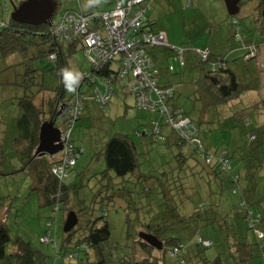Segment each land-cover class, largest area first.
<instances>
[{"label": "trees", "instance_id": "1", "mask_svg": "<svg viewBox=\"0 0 264 264\" xmlns=\"http://www.w3.org/2000/svg\"><path fill=\"white\" fill-rule=\"evenodd\" d=\"M184 1L188 3L187 0ZM151 2L153 1L151 0ZM151 2L148 3L149 7ZM78 5L79 9L64 12L83 15L103 12L96 10L94 5L88 7V9H82L80 0H78ZM7 13L8 4L6 0H0V16ZM63 13L59 15L55 22L52 21L51 27L60 21ZM145 14L146 12L143 15V25L140 28V33L156 34L161 32H154L151 29L150 24L145 20ZM232 20L238 24L235 18ZM0 22H4V26H0V57L7 58L15 54L19 55L20 64L23 65L25 71L22 82L23 89L19 91V94L13 95L10 98V103H8L7 119L0 112V177L16 174L27 176L30 180V194L36 197L40 209L49 212L46 224L52 220V216L56 217L57 224L58 211L63 214L74 211L70 205V191L73 189L65 182L66 177L59 179L51 172V168L58 163L57 155H54L57 158L46 155L33 158L39 143V129L44 122H54L59 104L70 101L75 94L80 98L81 114L73 123L70 142L74 146L78 158L75 166L70 169L68 177L75 170L77 162L84 152L83 147L78 145L73 137L75 129L79 127L76 124L77 121L82 118L84 112L88 114L92 112L95 115L97 111H105L112 96L120 92L123 99H127V96L132 97L133 107L137 111L153 116V119L148 121L151 124V130L141 125L142 129L134 131L137 139L148 137L149 144H154L153 146L162 143L163 150L168 151L175 158V162H178L177 168L179 170L186 167L193 176H197L205 184L204 191L206 188L216 187L218 182H223L225 185L224 190L226 185L229 184L233 186L232 190L235 194L240 193L237 206L227 209L224 216L228 213L227 217L232 216L236 225L239 224V221H243L244 230L237 231L241 233L240 237L233 239L232 242H227L224 245L225 251L215 255V257H208L205 253L206 249L213 247V239L205 235L201 236L198 233L199 231H197L194 244H185L177 237H159V231L167 225L183 224L187 222V219L202 215L208 220L209 216L218 217L217 212L220 211V206L217 200L223 194V191L220 192L221 195L211 200L212 196L218 192L206 189L209 197L204 202L202 200L194 208L192 216L186 217L179 213V206L181 205L182 208L188 197L183 195L180 179L176 176L174 182H178L177 188L182 196L179 201L180 205L178 206L173 198L169 196L171 191L166 186L165 188L161 187L163 191L160 205H157L155 198L149 195L153 187L149 188L148 181L155 179V176L141 173L140 170V158L145 155L141 151L142 144L140 145L139 142L134 141L127 133L121 130L117 131L105 140L102 148L97 153V157L103 161L104 169L94 172L91 176L94 179V185L89 189L91 191L89 207L74 211L78 223L67 234L62 232L58 255L66 254L65 256L69 259L68 256L71 252H67V249L71 248L76 257L69 260L78 259L79 254L82 253L84 258L82 262L86 264L89 261L96 264H250L251 259L254 257H261L262 264H264V120L261 122L258 120V127L249 132L248 141L251 143L250 146L244 152L242 150L243 154L238 151L239 156L245 154V157L250 160V163L247 164L244 159L246 167L240 172L231 165L230 158L232 156L225 147L211 150L205 145L200 136L199 121L195 118L191 119L182 107L175 105L176 87L170 83L163 84L161 82V70L151 57L150 50H168L167 48L141 45L150 58L154 69L157 70V74L152 80L155 86L158 89H172L171 99H159L157 94H152L151 100L156 105L150 109H142L137 106L134 94L127 89V84L132 79L131 74L123 76V78L117 77L119 68L115 69L114 64L120 65V58H113L106 67L100 70H96L87 60L90 65L89 71L76 70L72 67L71 60L76 50L83 51L84 47L82 38L79 36H73L69 43L62 44L58 43L50 34L51 27L47 25H21L13 22L10 17L1 19ZM262 30L264 31V29ZM184 49L183 64L180 67L186 65L185 56L188 51L199 58L200 64L198 66L200 70L198 80L195 83L196 88L199 94L203 95L212 105H227L239 99L244 91L249 90V88L240 87L236 76L227 67L225 57L219 59L220 63L217 66L216 62L218 60L210 61L209 56L206 60H202L195 52V50L202 49ZM41 57L54 62L51 73L58 82L53 90V95L48 99L42 96L45 91L44 82L38 76V69L32 63L34 59ZM166 69L167 73L173 72L171 66ZM64 71H68L73 75L78 71L89 74L96 82L91 83L90 78L89 80L85 79L79 88L67 95V87L62 75ZM125 78L127 79L126 84H124ZM97 79L106 81L108 86L111 87L108 101L103 107L97 102L94 94V89L97 86L101 94L105 91L103 86L98 85ZM83 87H87L91 92L82 90ZM255 107L261 108L264 114V99L260 100ZM128 108L124 101L122 111L124 116L128 115ZM166 111H169V114ZM177 114H181L182 117L190 121V131L195 133L200 140L201 152L198 151L196 146L181 138L171 127L168 122L169 117L174 118ZM246 125H249V122L246 121ZM163 129L168 130L167 134L163 132ZM149 144L146 143V145ZM150 147L148 152H150ZM80 150L82 152L79 155L77 153ZM8 153H10L9 161L15 158L16 162L11 163L9 171H5L4 165L9 163V161H6ZM205 156L210 157L209 163H206ZM220 159L226 161V166L223 165ZM89 168L90 164L84 168V171L88 172ZM82 174L84 172H79L78 176ZM162 175L165 176L166 173H162ZM155 181H158L160 186L162 185L160 179ZM212 183L213 185H211ZM15 199V196L0 195V264H40L45 261L46 255L21 237L12 236L8 230L6 221L12 210L11 202ZM109 211L115 213L120 211L123 214L125 239L121 250H117L115 240L110 241L111 227L107 220ZM177 211H179V214L176 213ZM173 214H176L177 222L174 221L175 215ZM86 215L88 217L83 220ZM227 217H223L224 222ZM159 218L163 219L162 222H157ZM79 219L81 223H79ZM163 223H167V225L164 226ZM141 232L155 236L162 242V248L158 250L145 243L139 237ZM248 233H252L251 239L247 237ZM198 239L210 241L211 246H202ZM170 251H175V253L171 255ZM90 253L94 255V260L90 258Z\"/></svg>", "mask_w": 264, "mask_h": 264}, {"label": "rangeland", "instance_id": "2", "mask_svg": "<svg viewBox=\"0 0 264 264\" xmlns=\"http://www.w3.org/2000/svg\"><path fill=\"white\" fill-rule=\"evenodd\" d=\"M21 1L22 0H6L8 4V13L0 16V20L10 17L12 13V4L17 6ZM80 1L82 9H88L90 0ZM109 1L111 2L112 0H98V3L93 5L96 6V10L105 11L109 7ZM149 2H151V0H146L144 5H147ZM162 2L166 3L162 0L151 2L152 8L147 10L154 15V18L156 16V21L153 24L155 26V31L158 32V29H161L160 31L166 32V29H168L175 38L183 41V44H187V40L192 44L194 42L191 41L194 40L197 41L194 44L199 47V43L203 40H208L209 38L207 35L209 34L210 29V24L208 23L209 19H215L217 21L222 20L225 17L229 18L223 0H192V3L183 1V9H180L177 12H172L171 14L164 11L163 8L158 7L159 3L163 4ZM77 9H79L78 0H57L54 11L55 14L53 15L52 21L55 22L59 15L66 10ZM253 9V0H240L239 11L236 13L235 18L238 19L242 25L250 27L248 24L250 25L251 23L252 15L248 11ZM165 27L166 29H164ZM203 31H207V39L201 37L200 33H203ZM215 37L217 40H221L222 37L228 40L229 35L227 31H225V28H222L221 31H217ZM234 37H232L233 40H235ZM238 43L240 46L243 42L239 41ZM252 45L256 46L258 59L253 58L249 61L245 60L244 55L247 50L246 47H242L241 45L239 49L241 54L234 62V68L237 67L239 75L243 77L239 83L240 87L245 89H247L246 86L250 85L248 84L250 81L248 80L249 77L255 81V79H258L256 77L260 74L259 70L261 69L260 71H264V66L263 68L259 66L260 63L264 64V60H260L261 55L259 47L255 43H252ZM181 47L186 48L184 45H181ZM173 56L174 55H171L170 59H172ZM210 58L213 57L209 56V59ZM217 58L220 59L223 57L220 56ZM217 58H215L214 61H217ZM225 59L229 62L226 57ZM194 61L196 65L200 64L199 58L193 53H190L189 56H185L186 65L195 66L193 64ZM32 63L33 66L38 69V76L44 82L45 94L43 93L42 96L45 99H48L53 95V90L58 83L57 79L51 73L54 62L41 57L34 59ZM71 65L76 70L82 69L89 71L90 69L89 62L83 51L80 49L76 50L74 53ZM114 68L118 69L119 65L114 64ZM24 73V67L20 64L19 55L15 54L7 58L0 57V112L5 119L8 117L9 109L7 108L9 107L8 103L11 101L10 98L13 97V95L19 94V91L23 89L22 82L24 80ZM262 76H264V74H262ZM260 82L262 83L261 86H263L264 81L261 80ZM126 83L127 79L125 78L124 84ZM82 90H88L89 93L91 92L87 87H83ZM72 92L73 91H68V89L66 90L67 95H70ZM252 94H255L253 90L244 91L242 97L239 99L232 101L227 105L219 106L212 105L211 103L208 104L209 101L203 95L191 90L184 95L182 101H184V109L186 111L191 110L192 115H194L195 119L199 121L200 136L205 145L210 143V145L214 147L211 149H215V146L222 147L223 145L225 148L230 146L229 149L231 151H234V149L238 147L240 153H242V150L244 152V150L251 144L248 141L249 132L258 127V120L259 122L264 120L262 109L255 107L259 101L264 98V95L262 92H258L252 98L250 97ZM124 101L129 107L127 109V116L122 114V104ZM229 111L234 113V115L231 113L229 114ZM140 115L145 117L149 116L146 113L137 111L133 107L132 97L127 96V99H123L122 94L117 92L112 96L105 111H97V114L95 115L92 112L89 114L84 112L82 118L77 121L76 124L79 127L75 129L73 137L76 143L83 147L84 152L78 160L73 173L70 177H68V174L64 179L65 182L70 185L71 189H73L70 191V205L74 211H80L83 208L89 207L91 200V191L89 189L94 185V179L91 176L94 172L104 169L103 161L101 158L97 157V153L108 137H111L113 133L121 130L127 133L132 139H134V141L139 142L140 145L142 144L141 139L135 137L134 131L142 129L141 125H144L151 130V124L145 122ZM200 115L201 117H198ZM204 115H207L208 123L202 122ZM246 121L249 122V125H246ZM149 141L146 140L144 142L149 144ZM161 144L162 143H157L155 146H153L154 144H149L151 146L148 145V147H150V154L142 155L140 158L141 173L155 176V179L148 180L149 188L153 187V190L150 191L149 195L155 198L157 205H160V198L163 191L161 187L165 188L166 186L171 191L169 192V196H171L173 201L179 206V201L182 196L177 188L178 182H174L177 176L180 179L179 181L183 189V195L188 198L182 208L180 207L181 205L179 206L180 212L177 211L176 213L179 212L181 215L190 217L192 216L194 208L197 207L202 200L204 202L206 199L205 193L207 188L204 191L205 184L198 178L195 179L190 173V170L186 167L179 170V168H177L178 162H175V158H173L168 151L165 152L163 150L164 147L162 146L163 144ZM234 155L233 158H230L232 166L236 164L238 154ZM239 158L244 162V168L246 167L245 161L247 164L250 163V160L245 157V154L241 155ZM9 159L10 153L6 156V161L8 162ZM15 162V158L11 159L9 163L4 165V170L9 171L11 168L10 165H12L11 163ZM88 164H90L89 171L85 172L84 168ZM79 172H84V174L78 176ZM162 173H166V175L163 176ZM158 179L161 181V186L158 184V181H155ZM29 187L30 180L24 174L0 177V195L16 197V199L11 202L12 210L6 221L10 234L12 236L21 237L24 241H28L33 247L44 253L46 255L45 261L40 264H86L85 262H82V259H84L82 253H80L79 258L75 260L67 259L65 256L66 254L58 255L57 253L61 244L63 223L68 212L63 214L58 211L56 228L50 230L51 238L54 239L57 247L55 248L50 243L46 244L41 242V238L45 235L47 230L46 221L49 212L38 207L37 199L34 195L30 194ZM211 189L212 192H214L213 190H216V187L212 186ZM232 189L233 186L227 184L226 189L223 190V194L219 196L220 211L217 212L219 214L218 217L213 218L212 216H209L208 220L202 215L200 217L187 219V222H184L183 224L178 223L174 226H169L167 223H163L164 226L167 225L169 227L166 226L159 231V237H177L185 244H194L197 231H199L198 233L201 236L205 235L214 240L213 247L205 250L208 257H215V255L222 253L225 251L224 245L227 242H232L233 239L240 237L241 233L237 231H240L241 229L244 230L243 221H239V224L236 225L232 216L227 217L228 213L224 216L227 209L235 208L240 200V193L235 194ZM6 200L8 201V199ZM152 211L154 212L155 210ZM173 215H175L174 221L177 222L176 214ZM108 216L107 220L111 227L110 241L115 240L117 242V245H115L117 250H121L125 239L123 214L120 211L117 213L109 211ZM87 217L88 215L84 216L83 220ZM223 217H227L225 222ZM162 220V218H159L157 222H162ZM82 222L84 223L85 221ZM79 223H81L80 219ZM248 234L247 237L251 239L252 233ZM215 241L219 242L216 243ZM67 252H72V249L68 248ZM89 256L94 260V255L92 253H90ZM87 264L96 263L89 261ZM250 264H262L261 257L252 258Z\"/></svg>", "mask_w": 264, "mask_h": 264}, {"label": "built area", "instance_id": "3", "mask_svg": "<svg viewBox=\"0 0 264 264\" xmlns=\"http://www.w3.org/2000/svg\"><path fill=\"white\" fill-rule=\"evenodd\" d=\"M146 0H117L112 4L109 10L100 13L77 14L64 12L60 21L50 29V34L58 43L67 44L73 36L82 38L83 53L91 65L100 70L107 66L113 58L119 59V69L117 77L123 78L131 74L132 79L127 84L129 92L134 94L137 100V106L142 109H150L156 104L152 102L151 95L157 94L159 99H171L172 89H158L153 80L157 74L150 58L146 55L141 45L157 46L167 48L172 51L178 59L180 66L183 64V53L185 49L181 46H172L166 42L163 32L156 34L140 33L143 25V15L149 8L144 5ZM154 1V0H152ZM188 3L191 0H187ZM235 28L234 36L239 39L237 22H232ZM0 26H4V22H0ZM140 35V36H139ZM247 52L244 55L245 60L256 59L258 52L254 46H247ZM202 60H206L209 56L208 50H195ZM218 59L217 66L220 63ZM171 70V68H170ZM79 74V83L75 85V89L79 88L81 83L89 78L91 83L96 80L89 74L75 72ZM98 80V85L103 86L105 91L100 93L98 86L94 89L97 102L103 107L111 93V87L104 80ZM80 98L75 96L67 102H62L58 106V111L54 120V126L60 132L61 151L56 154L58 163L51 168V172L59 179L65 178L70 169L75 166L78 156L75 154V148L70 142L72 135L73 123L81 114ZM169 114V111H166ZM168 122L171 127L183 139L190 144L196 146L198 151L201 149L200 140L195 133L190 131L191 123L188 119L177 114L174 118L169 117ZM58 123V125H57ZM65 126V127H64ZM82 150L77 154H81ZM206 163H209L210 157L205 156ZM224 166L226 161L220 159ZM47 225V231L41 238L42 243H50L55 247L54 239L51 238L50 230L56 228V217L52 216ZM204 247H210L211 242L198 239ZM175 251H170L173 255ZM74 252L68 256L69 259L75 258Z\"/></svg>", "mask_w": 264, "mask_h": 264}, {"label": "crops", "instance_id": "4", "mask_svg": "<svg viewBox=\"0 0 264 264\" xmlns=\"http://www.w3.org/2000/svg\"><path fill=\"white\" fill-rule=\"evenodd\" d=\"M115 1H117V0H112L111 2L109 1L108 9L111 8L113 2H115ZM183 1L184 0H165L166 3H163V2H162L163 4L159 3L158 7L163 8L164 11H167L168 13L171 14L172 12H177L180 9H183V6H182ZM239 2H240V0L238 1V11H239ZM253 2H254V9L248 11L252 15L251 23H250V25L248 24V26H250V27H247L246 25H242V23H240V21L233 16H229V18L225 17L222 20H217V21L215 19H209L208 23L210 24V29H209V34H207L209 36V38H208V40H203L201 43H199L200 44V45H198L199 47H197L194 44L197 42L194 40L191 41V42H194L192 44L189 43L188 40H187V44H183V41L175 38L174 35L171 32H169L168 29H166V27L164 28V29H166V32H163V31H161V32H163L165 34L166 42L172 46L184 45V47L186 46V48H188V49L195 48V49L209 50L210 51L209 56L213 57V58H210V61H214L215 58L220 57V56L226 57L227 60L229 61V62H227V67L229 68L230 71L233 72V74L237 78V81L240 83V80L243 79V77H241L239 75L237 67L234 68V66H235L234 62L237 60V57L239 58V56L241 54V51L239 50L241 45H242V47H246V49H247L248 45L251 46L252 43H255L259 47V50H260V55H261L260 60H264V31L262 30V29H264V27H263L264 26V20H263L264 17L262 16V4H261L260 0H253ZM149 8L151 9L152 5H150ZM108 9H106V10H108ZM155 18H156V16H155ZM155 18H154V15H152L149 11H146L145 20L150 24L151 29L154 32H157V31H155V26L153 25L156 21ZM233 18H235L238 21L237 26H238L239 39H236L233 36V34L235 32V28L232 26V21H233L232 19ZM164 20H165V18H164ZM222 28H225V31H227V33L229 35L228 40L224 39L223 37L221 38V40L216 39L215 35H216L217 31H221ZM158 30L160 31L161 29H158ZM206 32L207 31H203V33H200L202 38L205 37V39H207ZM232 37H234L235 40H233ZM255 40H259V41H255ZM239 41L243 42V43H241L240 46L238 43ZM188 44H190V45H188ZM254 47L256 48V46H254ZM190 53H191V51H188V53L186 55L189 56ZM150 55L153 58L155 64L161 70V74H160L161 82L163 84L164 83L165 84L170 83L171 85L176 87V95H175V100H174L175 105L180 106L184 109V101H182V98H184V95L187 94V92H189L191 90L199 93L197 91L196 84H195L196 81L198 80V77H199V70H200L199 66L196 65L195 61H194L193 64L195 66L185 65L184 67H180L177 57L172 52H170L168 50H164V49L150 50ZM171 55H174L172 59H170ZM193 58H195V57H193ZM169 66L173 67L172 73H167L166 68ZM259 66L261 68H263L264 64L260 63ZM245 69H246V66H245ZM260 70H259V73H260L259 76L256 77L258 79H255V81H253L252 78L249 77L248 80H250V81L248 82V84H250V85L246 86L247 88H249V90L254 91V93H255L254 95H256L258 92H262V94L264 95V83H263V86H261L262 83L260 82L261 80L264 81V76H262V74H264V71H260ZM254 95L252 94L250 97L253 98ZM236 103H238V102H236ZM208 104H209V102H208ZM122 107H123V104H122ZM185 112L190 115L191 119L195 118V116L192 115L191 110L190 111L185 110ZM230 113L232 115H234V113L229 111V114ZM147 115H149V116L145 117L143 115H140V117H142V119L145 120V122H148L150 119H153V116H151L150 114H147ZM198 117H201V115ZM203 117H204V119L202 122L208 123L207 115H204ZM163 132L165 134H167L168 130L163 129ZM141 137H143V136L141 135ZM140 139H141V143H142L141 151H142V153L147 155L149 153L148 152L149 147H148V145H146V143L144 141H146V140L149 141V138L146 137V138H140ZM206 146L209 147L210 149L214 148V147H212V145H210V143ZM229 147L230 146H227L226 150L230 153V155L233 158L235 156L234 154H236V155L238 154L239 148L236 147L237 149H234V151L233 150L231 151L229 149ZM215 148H218V147L215 146ZM222 148H224L223 145H222ZM211 150H213V149H211ZM240 156L239 155L237 156L236 164L233 166L235 167V169H237L241 172L245 168H244V162L239 158ZM54 157L57 158L56 156H54ZM239 159H240V161H239ZM194 177H195V179L198 178L197 176H194ZM222 184H223V182H218V184L216 186V190H213L214 192L217 191L218 193L214 194L212 196L211 200H213L216 196L221 195L220 192H222L225 188V185L223 184L224 185V187H223ZM211 185H213V183ZM207 190L212 191V189H210V187L207 188ZM208 191L206 193V198L209 197ZM217 203L220 206V199L219 198L217 200ZM215 242L217 243L219 241H215Z\"/></svg>", "mask_w": 264, "mask_h": 264}, {"label": "water", "instance_id": "5", "mask_svg": "<svg viewBox=\"0 0 264 264\" xmlns=\"http://www.w3.org/2000/svg\"><path fill=\"white\" fill-rule=\"evenodd\" d=\"M229 16H235L238 12L239 0H223ZM262 16L264 17V0H261ZM55 0H22L17 6L12 4L10 19L21 25L30 26H52V16L55 11ZM249 61V60H247ZM61 151L60 132L54 126L53 121L44 122L39 129V143L33 158L41 155L52 157ZM78 223L75 212L70 211L66 215L62 232L67 234ZM139 237L148 245L160 250L162 242L155 236L147 233H140Z\"/></svg>", "mask_w": 264, "mask_h": 264}, {"label": "clouds", "instance_id": "6", "mask_svg": "<svg viewBox=\"0 0 264 264\" xmlns=\"http://www.w3.org/2000/svg\"><path fill=\"white\" fill-rule=\"evenodd\" d=\"M95 3H98V0H90L88 6L91 7ZM62 75L68 91H75V85L79 83V74L73 75L68 71H64Z\"/></svg>", "mask_w": 264, "mask_h": 264}]
</instances>
